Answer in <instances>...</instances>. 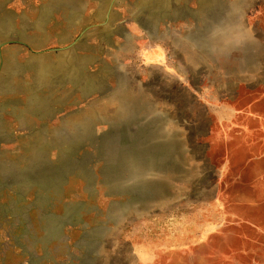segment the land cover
<instances>
[{
    "label": "rangeland",
    "instance_id": "obj_1",
    "mask_svg": "<svg viewBox=\"0 0 264 264\" xmlns=\"http://www.w3.org/2000/svg\"><path fill=\"white\" fill-rule=\"evenodd\" d=\"M0 1L2 264H264V0Z\"/></svg>",
    "mask_w": 264,
    "mask_h": 264
},
{
    "label": "crops",
    "instance_id": "obj_2",
    "mask_svg": "<svg viewBox=\"0 0 264 264\" xmlns=\"http://www.w3.org/2000/svg\"><path fill=\"white\" fill-rule=\"evenodd\" d=\"M16 1V10L11 11L12 14L14 13V15H16V17H12V21H11V29L12 31H16L17 36L21 37V42H15L17 44H21V45H30V44H34V42H29V38L30 35L28 34L29 31H39L40 33L38 35H40V39H42L44 42H48L50 40V21H51V13H52V9H51V4L49 0H40L41 4L38 6H32L34 3L30 2L29 0H15ZM24 2L28 3L26 5H24ZM10 3H13V0H10ZM30 4V6H29ZM7 8L8 7V2L7 5H4L2 1H0V23H2V14L4 13V9L3 8ZM53 9L56 10V12H61L60 11V5L52 7ZM30 9H34L36 13L41 14L42 15V19L41 20H37V22H34L33 20H31L30 18H22L20 20V17L18 18V15H23L26 13H29ZM63 10V9H62ZM6 11H8V9H6ZM5 11V12H6ZM55 12V13H56ZM50 17V18H49ZM1 28V26H0ZM25 38H28L27 40H24ZM19 39V38H18ZM2 111V110H0ZM1 115V114H0ZM4 125V124H2ZM0 125V126H2Z\"/></svg>",
    "mask_w": 264,
    "mask_h": 264
},
{
    "label": "flooded vegetation",
    "instance_id": "obj_3",
    "mask_svg": "<svg viewBox=\"0 0 264 264\" xmlns=\"http://www.w3.org/2000/svg\"><path fill=\"white\" fill-rule=\"evenodd\" d=\"M10 206H12V208H10V209H8V211L9 212H14V211H16L17 209H16V204H12V205H10ZM6 211V209L3 207V202L1 201V203H0V222H1V217L3 216V213ZM1 244H2V241L0 242V250H1ZM0 253H1V251H0ZM0 264H2V257L0 256Z\"/></svg>",
    "mask_w": 264,
    "mask_h": 264
}]
</instances>
